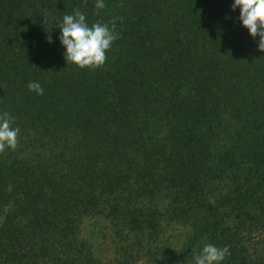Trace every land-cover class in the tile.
Instances as JSON below:
<instances>
[{"label": "trees", "instance_id": "1", "mask_svg": "<svg viewBox=\"0 0 264 264\" xmlns=\"http://www.w3.org/2000/svg\"><path fill=\"white\" fill-rule=\"evenodd\" d=\"M95 2L0 0V112L20 129L0 154V264H194L205 243L264 264L259 36L234 0ZM75 9L115 18L101 68L66 63Z\"/></svg>", "mask_w": 264, "mask_h": 264}, {"label": "clouds", "instance_id": "2", "mask_svg": "<svg viewBox=\"0 0 264 264\" xmlns=\"http://www.w3.org/2000/svg\"><path fill=\"white\" fill-rule=\"evenodd\" d=\"M123 7V4L120 5ZM105 8L104 0H96V14ZM239 8V21L248 30L251 37L259 36L258 50L264 52V0H234L232 9ZM109 23L111 27H109ZM59 41L65 48L66 63L84 69L95 70L105 65L107 53L112 44L119 38L115 18L103 23L97 21L91 26L86 21V14L75 9L73 14H65L59 26ZM51 43V37H49ZM29 91L43 95V88L38 82H29ZM15 118L8 112H0V154L6 149L15 150L19 144V127H13ZM230 255L229 247H218L205 243L197 255L194 264H221Z\"/></svg>", "mask_w": 264, "mask_h": 264}, {"label": "rangeland", "instance_id": "3", "mask_svg": "<svg viewBox=\"0 0 264 264\" xmlns=\"http://www.w3.org/2000/svg\"><path fill=\"white\" fill-rule=\"evenodd\" d=\"M106 251H108V252H109V250H106Z\"/></svg>", "mask_w": 264, "mask_h": 264}]
</instances>
